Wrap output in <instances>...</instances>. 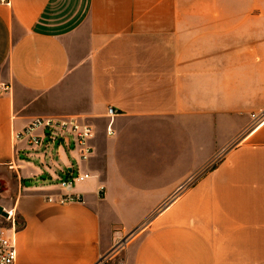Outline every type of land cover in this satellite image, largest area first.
I'll use <instances>...</instances> for the list:
<instances>
[{
    "label": "crops",
    "instance_id": "crops-1",
    "mask_svg": "<svg viewBox=\"0 0 264 264\" xmlns=\"http://www.w3.org/2000/svg\"><path fill=\"white\" fill-rule=\"evenodd\" d=\"M262 110L264 0L0 2L15 264H97L138 228L125 264H264ZM56 117L93 127L87 161L15 152L12 132ZM77 172L78 200L48 202Z\"/></svg>",
    "mask_w": 264,
    "mask_h": 264
},
{
    "label": "built area",
    "instance_id": "built-area-1",
    "mask_svg": "<svg viewBox=\"0 0 264 264\" xmlns=\"http://www.w3.org/2000/svg\"><path fill=\"white\" fill-rule=\"evenodd\" d=\"M8 0H0L1 3ZM116 115L111 108L107 110V118L110 124L106 128L107 135H112L111 120ZM251 119L255 126L264 124V110L251 114ZM94 137V129L87 123L72 117H56V118H36L21 132H12V142L15 147V152H18L17 146H22L20 151L44 158L53 156L54 150L61 147H66L76 156L73 161L78 166L81 162L87 161L93 153V148L90 145ZM16 165L14 160L7 164L9 170L15 171ZM69 168H72L69 166ZM62 172L68 173V169H63ZM90 178L89 173L77 172L76 175L70 174L66 179H58V185L61 195L58 198L49 196L48 202L64 205L71 201H76L78 198L70 191L74 186L80 184ZM104 191L99 188V193ZM4 216L0 215V264H15L16 249L13 234L16 227V215L10 211H5ZM126 238V237H125ZM127 239H120L116 242L113 249L104 257L100 258L97 264H125L123 259H118V255L127 247Z\"/></svg>",
    "mask_w": 264,
    "mask_h": 264
},
{
    "label": "rangeland",
    "instance_id": "rangeland-1",
    "mask_svg": "<svg viewBox=\"0 0 264 264\" xmlns=\"http://www.w3.org/2000/svg\"><path fill=\"white\" fill-rule=\"evenodd\" d=\"M55 161L58 162L59 160L57 158H55ZM215 164H216V162H213L212 164H210V166L205 167L203 169L202 174L203 173H206L207 170H209L210 168H212L213 166H215ZM1 197L2 198H6V199H10V197H11V192L10 191L8 192V189H6V187L2 185V181L0 182V198ZM141 231H142V228H138V229L134 230L132 233H130L126 238H124V239H127L128 240L127 241V245L129 244L130 240L133 239V237H136L137 235H139L141 233ZM125 250H126V248L118 255V259L117 260L123 259V256L125 254ZM110 264H112V262H110Z\"/></svg>",
    "mask_w": 264,
    "mask_h": 264
},
{
    "label": "water",
    "instance_id": "water-1",
    "mask_svg": "<svg viewBox=\"0 0 264 264\" xmlns=\"http://www.w3.org/2000/svg\"><path fill=\"white\" fill-rule=\"evenodd\" d=\"M0 215L1 216H4L5 215L1 206H0Z\"/></svg>",
    "mask_w": 264,
    "mask_h": 264
}]
</instances>
